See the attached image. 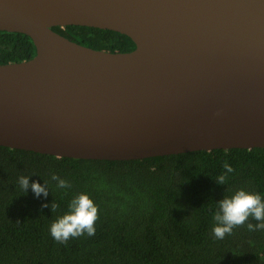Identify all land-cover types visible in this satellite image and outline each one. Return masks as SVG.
<instances>
[{
    "label": "water",
    "instance_id": "water-1",
    "mask_svg": "<svg viewBox=\"0 0 264 264\" xmlns=\"http://www.w3.org/2000/svg\"><path fill=\"white\" fill-rule=\"evenodd\" d=\"M109 29L129 52L52 27ZM36 55L0 64V145L131 160L264 147V0H0Z\"/></svg>",
    "mask_w": 264,
    "mask_h": 264
},
{
    "label": "trees",
    "instance_id": "trees-1",
    "mask_svg": "<svg viewBox=\"0 0 264 264\" xmlns=\"http://www.w3.org/2000/svg\"><path fill=\"white\" fill-rule=\"evenodd\" d=\"M52 29L95 49L129 52L136 46L114 30ZM35 55L30 36L0 31V64ZM225 161L234 172L220 185L216 178ZM53 174L71 186L57 187ZM21 176L29 177L26 194ZM34 181L47 182L46 197L32 191ZM241 188L264 200V147L102 160L0 145V264H264V229H247V223H259L255 219L223 239L213 234L218 202ZM81 193L98 206L95 235L55 241L51 224ZM52 203L59 205L54 212Z\"/></svg>",
    "mask_w": 264,
    "mask_h": 264
},
{
    "label": "clouds",
    "instance_id": "clouds-1",
    "mask_svg": "<svg viewBox=\"0 0 264 264\" xmlns=\"http://www.w3.org/2000/svg\"><path fill=\"white\" fill-rule=\"evenodd\" d=\"M224 172L216 180L218 184L227 183L228 174L233 173V167L227 161L223 164ZM52 179L57 181V187L68 188L71 185L68 181L53 174ZM39 182H32V191L39 197L48 195V188ZM19 184L26 194L29 188V177L21 176ZM48 207V204L42 205ZM59 207L56 203L51 204L52 212ZM68 212L51 224L50 232L53 239L60 243H66L70 238H77L85 233L88 236L95 235V223L98 219V206L86 193H81L72 199L68 205ZM218 211L213 213V220L216 224L213 227V234L217 239H223L226 234H231L234 227L244 225L249 217L259 223H247V229L256 231L264 229V200L259 193L249 192L245 189H238L231 196H224L218 202Z\"/></svg>",
    "mask_w": 264,
    "mask_h": 264
}]
</instances>
